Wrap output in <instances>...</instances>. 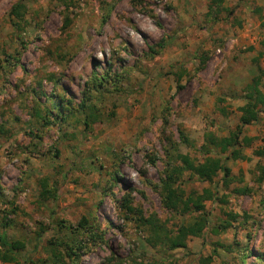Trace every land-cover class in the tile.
<instances>
[{
  "label": "rangeland",
  "instance_id": "374dc122",
  "mask_svg": "<svg viewBox=\"0 0 264 264\" xmlns=\"http://www.w3.org/2000/svg\"><path fill=\"white\" fill-rule=\"evenodd\" d=\"M17 1L25 4V26L15 38L7 13ZM208 2L0 0V218L6 214L9 236L25 242L0 264H40L48 241L66 236L56 221L75 223L86 210L103 227L105 241L76 264L109 254L112 264H255L264 254V173L258 178L264 154H256L264 106L241 126V158H230L228 150L212 153L224 167L211 180L183 171L185 192L211 194L203 201L206 224L185 246H151L148 228L124 218L118 206L127 194L143 216L153 214L168 230L197 214L161 204L157 184L166 149L174 143L177 152L201 161L203 133L226 135L239 123L244 89L257 67L264 91V0H222L213 12ZM92 72L107 76L95 102L100 119L87 126L55 120L62 110L50 108L55 95L79 103ZM37 105L53 117L32 118ZM43 176L52 194H41ZM223 221L230 225L223 228ZM236 240L251 251H238Z\"/></svg>",
  "mask_w": 264,
  "mask_h": 264
},
{
  "label": "trees",
  "instance_id": "16d2710c",
  "mask_svg": "<svg viewBox=\"0 0 264 264\" xmlns=\"http://www.w3.org/2000/svg\"><path fill=\"white\" fill-rule=\"evenodd\" d=\"M222 0H209L207 9L209 12L216 10V7L220 5ZM25 4L21 2H14L8 10L7 21L12 28L15 38H18L20 33L23 32L25 26ZM69 22L68 17L64 16V24ZM260 27L264 30V19L259 23ZM204 57L202 58V61ZM258 74L250 79L245 86L243 95L244 104L239 108L241 114L239 116V123L233 130H229L226 135H216L213 131L206 130L203 133V140L198 146V150L202 153L203 158L201 161L193 160L186 153H179L176 151L174 143H170L166 149V162L162 169L161 175L158 179V191L160 195V201L162 206L166 209L177 213H188L196 211L197 214L192 215L188 220L180 222L174 230H168L165 226L158 222L157 217L153 214L143 216L139 207L131 204L130 198L123 195L118 201V206L122 209L124 218H134L140 226H146L149 230L147 236L151 246H159L166 248H175L185 246V240L188 235H198L201 233L202 228L206 224L207 217L204 211V199L210 197L211 194L204 192H196L195 190H189L185 192L182 187V174L183 171H189L191 174L196 175L203 180H211L221 165L220 160L216 157H212V153L217 150L220 152H228V156L232 159L241 158L240 147L242 142H245V138L241 137V126L256 120L258 110L261 106H264V91H259L261 84V70L257 67ZM107 76L105 74H92L88 78L86 88L82 92V97L77 104L68 99L64 100L63 97L57 93L55 96L57 101L52 99L50 108H58L55 120L59 119L66 123L78 124L81 123L87 126L91 123L98 121L101 117V112L96 108V100L99 95H102L105 88L104 81ZM95 97V98H94ZM40 110H43L41 115ZM51 110L47 107L33 106L30 116L33 118L44 119V116H49ZM51 117L53 115L51 114ZM3 128L0 126V132ZM180 139L185 145H189V141L181 131ZM243 139V140H242ZM262 145L256 151V154H264V136L262 137ZM56 152V150H55ZM224 167V166H223ZM259 173L258 178L263 175L264 168L258 165ZM41 185V194H52L51 188L48 185L47 178L41 177L39 180ZM249 190V187H237L236 191L244 193ZM10 211L16 210V205L11 202ZM234 217L233 214H230ZM11 224V219L7 218L6 214H2L0 218V261H10L14 259L17 252L24 249L25 242L20 238H14L9 236L5 226ZM57 229L65 232L66 236L58 235L48 241L46 248L47 254L42 259L40 264H76L78 257L91 249L94 245L103 243L104 237L103 227L95 220L91 210H86L82 213L75 223L58 219L56 221ZM230 225V222L223 221L221 226L225 228ZM234 247L244 253L250 252L249 247L241 244L239 241H234ZM220 246L227 247V250L231 251V247L227 244H219ZM263 252L256 255L255 264H264ZM264 255V254H263ZM208 259V256L202 257V263ZM139 264H145L138 262ZM95 264H112V254L104 256L100 261ZM146 264H173L170 261H152ZM235 264H241L236 262Z\"/></svg>",
  "mask_w": 264,
  "mask_h": 264
}]
</instances>
